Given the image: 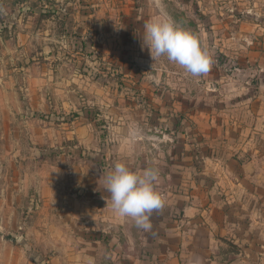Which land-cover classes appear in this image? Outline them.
Wrapping results in <instances>:
<instances>
[{
  "label": "rangeland",
  "instance_id": "rangeland-1",
  "mask_svg": "<svg viewBox=\"0 0 264 264\" xmlns=\"http://www.w3.org/2000/svg\"><path fill=\"white\" fill-rule=\"evenodd\" d=\"M160 15L197 36L203 75L142 48ZM158 95L167 153L178 116L228 126L229 156L209 159L223 171L201 181L224 182L231 213L264 234V0H0V264H163L136 249L131 220L97 203V160L110 163L97 154L142 167ZM195 128L197 171L209 132Z\"/></svg>",
  "mask_w": 264,
  "mask_h": 264
},
{
  "label": "crops",
  "instance_id": "crops-1",
  "mask_svg": "<svg viewBox=\"0 0 264 264\" xmlns=\"http://www.w3.org/2000/svg\"><path fill=\"white\" fill-rule=\"evenodd\" d=\"M146 93L152 97L149 92ZM158 98L159 95L156 100H153L154 102H147L149 104L145 106L147 110L154 111V113L151 112L152 114H145V127H149L150 131L154 132L149 135L153 143L143 155L142 167L135 168V165L139 164L135 156L129 154L119 157L114 155L113 148L107 152L102 151L101 155L97 154V157L101 156L104 161L110 162L109 168L103 172L97 160V203L111 210L110 194L104 187L103 176L113 167L115 161L123 159L124 162L125 158H129L130 165L127 162L126 164L137 172L149 167L157 168L159 180L156 183V190L164 200V207L152 213L150 230L137 233L134 227L133 238L138 247L136 249L147 251L149 256L158 258L163 264H264V234H259L251 227L247 229L245 225L240 224L239 215L234 216L231 213L227 205L231 203L232 197L226 186L224 187L226 185L224 182L206 181L207 178L204 179L205 182L201 181L203 173L212 175L215 171L219 174L223 171L216 163L210 167L213 163L209 159H213L215 153L217 158L229 156L223 136L228 131V126L224 124L220 129L209 113L204 114L203 119L200 120L197 115L189 120L178 116L169 134L175 140L178 136L179 140H176L177 143L172 146L174 151L167 153L162 140L166 137L163 133L166 130H163L164 106ZM195 127H204L209 132L201 135L202 138H200V141L206 143V148L201 152L199 169L201 171H196V166L193 167L194 163H199L195 157H198L200 153L193 154L195 162L189 158L192 155L190 142L194 141L191 137H195L197 132ZM180 137L185 138L187 144H180ZM220 142H223L221 149L217 148ZM208 148L212 150L206 154ZM215 161L217 160L213 159V162ZM227 165L231 163L228 162ZM186 174L189 177L185 180ZM186 186L191 189L188 198L182 191ZM239 187L240 185H237V189ZM173 210L182 214L183 220L178 223L173 221L171 215ZM137 236L148 244L139 249ZM141 245L144 243L142 242ZM142 261H146L144 257Z\"/></svg>",
  "mask_w": 264,
  "mask_h": 264
},
{
  "label": "clouds",
  "instance_id": "clouds-1",
  "mask_svg": "<svg viewBox=\"0 0 264 264\" xmlns=\"http://www.w3.org/2000/svg\"><path fill=\"white\" fill-rule=\"evenodd\" d=\"M140 39L142 48L148 49L153 61L165 57L192 77L203 75L209 68L210 57L197 36L166 15L146 21ZM103 180L110 194L112 212L131 220L138 229L150 230L152 213L164 207V200L156 190L159 170L149 167L137 172L126 162L118 160L103 176Z\"/></svg>",
  "mask_w": 264,
  "mask_h": 264
},
{
  "label": "trees",
  "instance_id": "trees-1",
  "mask_svg": "<svg viewBox=\"0 0 264 264\" xmlns=\"http://www.w3.org/2000/svg\"><path fill=\"white\" fill-rule=\"evenodd\" d=\"M146 102V101H145ZM147 103V102H146ZM102 123V122H101Z\"/></svg>",
  "mask_w": 264,
  "mask_h": 264
}]
</instances>
